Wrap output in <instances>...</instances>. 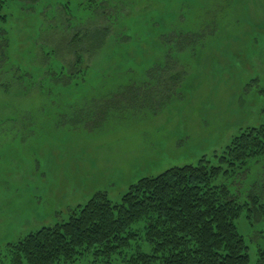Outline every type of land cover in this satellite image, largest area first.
I'll return each mask as SVG.
<instances>
[{
	"label": "rangeland",
	"instance_id": "rangeland-1",
	"mask_svg": "<svg viewBox=\"0 0 264 264\" xmlns=\"http://www.w3.org/2000/svg\"><path fill=\"white\" fill-rule=\"evenodd\" d=\"M0 30V254L96 192L115 203L168 168L223 165L264 124V0H6ZM213 184L249 203L235 224L256 264L264 157Z\"/></svg>",
	"mask_w": 264,
	"mask_h": 264
},
{
	"label": "trees",
	"instance_id": "trees-1",
	"mask_svg": "<svg viewBox=\"0 0 264 264\" xmlns=\"http://www.w3.org/2000/svg\"><path fill=\"white\" fill-rule=\"evenodd\" d=\"M5 3L0 0V12ZM105 31L87 34L92 49L104 44ZM259 157H264V124L231 140L219 156L225 167L204 158L171 167L140 179L115 203L96 192L76 205L68 220L8 243L0 264H251L235 224L249 203H237L225 185L213 182ZM252 205L250 214L264 215V204L253 199Z\"/></svg>",
	"mask_w": 264,
	"mask_h": 264
}]
</instances>
